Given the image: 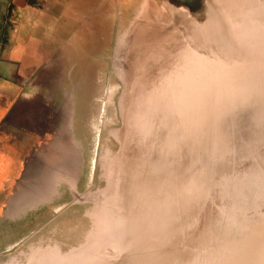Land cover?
Returning a JSON list of instances; mask_svg holds the SVG:
<instances>
[{
    "label": "clouds",
    "instance_id": "obj_1",
    "mask_svg": "<svg viewBox=\"0 0 264 264\" xmlns=\"http://www.w3.org/2000/svg\"><path fill=\"white\" fill-rule=\"evenodd\" d=\"M240 15L228 25L240 58H218L194 30L127 99L133 151L106 158L93 214L137 264H264V154L238 158L224 131L264 101V14Z\"/></svg>",
    "mask_w": 264,
    "mask_h": 264
},
{
    "label": "rangeland",
    "instance_id": "obj_2",
    "mask_svg": "<svg viewBox=\"0 0 264 264\" xmlns=\"http://www.w3.org/2000/svg\"><path fill=\"white\" fill-rule=\"evenodd\" d=\"M74 2L72 10L79 14L72 10L70 14L80 24L62 33L76 44L69 47V73L58 80L60 85L54 82L53 94L37 96V103L46 102L49 108L44 124L50 138L37 149L45 164L37 183L52 171V162L60 161L67 165L71 182L54 193L52 204L33 207L19 220L3 221L9 219L8 209L0 208L5 214L0 220V264H137L141 257L112 238L93 214L111 180L106 158L133 151L126 116L128 97L145 74H155L173 52L188 44L194 30L207 35L210 51L218 58L243 55L230 46L228 31L229 22L241 18L240 12L221 0L213 5L215 18L203 24L210 31L198 28L185 10L171 7L168 0ZM262 14L263 9L249 16ZM262 109L264 101L257 95L248 107L225 117L224 131L238 149V158L264 154ZM40 125L38 120V131ZM57 138L68 141L57 142ZM74 175L80 177L78 189ZM174 244L163 252L172 251Z\"/></svg>",
    "mask_w": 264,
    "mask_h": 264
},
{
    "label": "crops",
    "instance_id": "obj_3",
    "mask_svg": "<svg viewBox=\"0 0 264 264\" xmlns=\"http://www.w3.org/2000/svg\"><path fill=\"white\" fill-rule=\"evenodd\" d=\"M73 6L74 0H0V208L22 190L28 197L19 206L50 204V197L31 201L37 190L46 192L50 183L49 174L37 183L43 174L37 173L41 162L37 149L50 140L44 124L49 108L46 102L38 104L37 96L53 94L54 82L60 85L58 80L69 73V47L76 44L62 33L80 24L70 14Z\"/></svg>",
    "mask_w": 264,
    "mask_h": 264
},
{
    "label": "water",
    "instance_id": "obj_4",
    "mask_svg": "<svg viewBox=\"0 0 264 264\" xmlns=\"http://www.w3.org/2000/svg\"><path fill=\"white\" fill-rule=\"evenodd\" d=\"M171 7L174 6H180L181 9L185 10L192 19L191 21L197 23V27L202 29V30H209L207 29L206 26L203 24H206V22H209L215 18L214 11H213V5L217 4L216 0H168ZM225 6H227L229 9H235L236 11L241 13L246 14L247 16H252L254 14H259V11L261 9L264 10V0H255L254 1V7L252 9H249V7H243V8H236L238 3H235L234 0L232 3L226 2V0H221ZM209 20V21H208ZM195 24V23H193ZM70 175L68 174V179ZM80 177L77 175H74L75 179V184H76V189H78V184H79V179ZM74 187V188H75ZM40 191V190H37ZM44 192V191H40ZM33 194V192H30ZM27 194L28 192L26 191H20L18 194H14L10 200V203L7 207V216H9V219H3V216L5 214H1L0 220L3 219V221L8 220V221H15L21 219L20 217L23 215H26L27 213L30 212L31 208H33L30 205H22L19 206L20 202L24 203L27 199ZM21 213V214H20ZM20 214V215H19ZM2 217V218H1ZM105 229H107L105 227ZM108 231V230H107Z\"/></svg>",
    "mask_w": 264,
    "mask_h": 264
},
{
    "label": "bare ground",
    "instance_id": "obj_5",
    "mask_svg": "<svg viewBox=\"0 0 264 264\" xmlns=\"http://www.w3.org/2000/svg\"><path fill=\"white\" fill-rule=\"evenodd\" d=\"M254 1L255 0H234L235 3H238L236 5L237 6L236 8H243V7H247L248 8L249 7V9H252L254 7ZM226 2L232 3L233 0H226ZM53 163L54 162H52V171L50 173H48L50 175V179H49V182H50L49 183V189L46 190V193L45 192H41L40 193V191H37L36 192V194H37L36 198L33 197L31 199V201H34L33 199H37V201L39 202V200H41V196L42 197H45V195L48 192L49 194L51 193L50 194V200H48V202L50 204H52L51 203V200H52V196L55 195L54 193L59 192V191H63L64 190V187L66 186V184H68L69 182H71L70 179H68V176H67V173H66V168H67L66 166L67 165H65V163L63 161H60V162L55 163V164H53ZM41 168H42V164H41V162H38V165H37V169L39 170L37 172L38 174L39 173H42ZM57 169H59V171H56ZM74 184L75 183H73V185ZM91 218H92V216H91Z\"/></svg>",
    "mask_w": 264,
    "mask_h": 264
}]
</instances>
